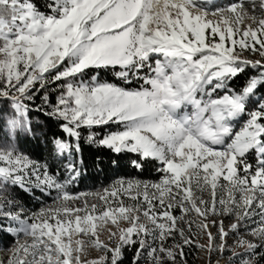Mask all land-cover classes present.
Returning a JSON list of instances; mask_svg holds the SVG:
<instances>
[{
  "label": "snow or ice",
  "instance_id": "1",
  "mask_svg": "<svg viewBox=\"0 0 264 264\" xmlns=\"http://www.w3.org/2000/svg\"><path fill=\"white\" fill-rule=\"evenodd\" d=\"M0 102V264H264V0H0Z\"/></svg>",
  "mask_w": 264,
  "mask_h": 264
},
{
  "label": "trees",
  "instance_id": "2",
  "mask_svg": "<svg viewBox=\"0 0 264 264\" xmlns=\"http://www.w3.org/2000/svg\"><path fill=\"white\" fill-rule=\"evenodd\" d=\"M36 103L39 104L40 100L37 98ZM33 120H40L41 124H44V118L42 116H38L36 113H33ZM51 131H55L54 128L49 129L48 127H44L41 129H37L39 139H32L28 141H24L21 143L23 138L19 137L20 148L27 152L33 159L44 160L48 157V148L46 146L44 136L40 135V133L48 132L49 135ZM110 153L105 149H101L97 146H93L87 143L82 144V156L85 163V179H83L77 188V190H85V189H94L99 187L102 184H106L108 182V178L113 175L114 171H117L111 167L109 164ZM97 157L103 162L101 164H97ZM127 170L120 169L119 174L123 175ZM20 196L28 203L29 206H35L36 202L33 201L30 197H28L24 193H20ZM195 240L197 238L194 237ZM4 242V241H3ZM129 256L131 253L128 254ZM184 255L186 264H198L199 262V248L196 247V244H192L189 246H185ZM228 254H226L227 256ZM125 264H128V259H125Z\"/></svg>",
  "mask_w": 264,
  "mask_h": 264
},
{
  "label": "rangeland",
  "instance_id": "3",
  "mask_svg": "<svg viewBox=\"0 0 264 264\" xmlns=\"http://www.w3.org/2000/svg\"><path fill=\"white\" fill-rule=\"evenodd\" d=\"M0 103H2V102H0ZM14 134L16 136L17 145L20 147L19 137L23 138L24 133L20 130L19 126H17V128L14 131ZM225 223H227V221H225ZM210 230L215 232V228H210ZM254 236L258 237L260 240H264V236H261L259 234V231L254 233ZM251 238H253V237H251V236L247 237V239H251ZM204 242H205L204 237H199L196 240V243H204ZM4 247H5V242L0 241V259H3L6 256V252L4 251ZM238 251H241V249L238 247H233V252H238ZM226 254L224 255L223 258H221L219 256V253H217L216 256L213 257V259H217L218 264H229V260H228V257L226 256ZM198 264H208V253L206 251L201 250V249H199V262H198Z\"/></svg>",
  "mask_w": 264,
  "mask_h": 264
}]
</instances>
